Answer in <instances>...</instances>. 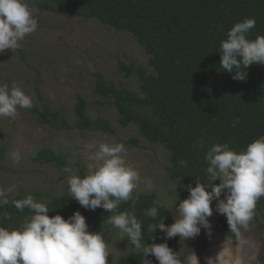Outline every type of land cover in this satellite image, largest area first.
<instances>
[{
	"label": "trees",
	"instance_id": "1",
	"mask_svg": "<svg viewBox=\"0 0 264 264\" xmlns=\"http://www.w3.org/2000/svg\"><path fill=\"white\" fill-rule=\"evenodd\" d=\"M31 4V0H29ZM32 7L62 15L94 19L110 26L117 32L130 34L148 55L151 71L136 63H118L117 68L126 76L135 75L138 89L121 83L108 81L102 74L95 73L94 93L96 103L109 106L116 112L120 127L135 125L140 135L150 145H159L167 152L165 171L175 184L178 200L189 196L186 186H195V180L206 179L207 162L204 157L213 144H227L240 152L252 141L264 136V65L252 64L246 71L244 81L233 79V73L220 67L221 41L227 38L228 30L235 23L254 18L255 27L249 39L264 36V0H35ZM39 94V89L36 88ZM30 111L36 120L56 130L78 129L115 133V128L106 115L88 112L84 97L77 95L73 107L74 121L70 123L62 108L43 103L33 105ZM137 144L136 139H131ZM34 158L61 169L66 160L61 153L44 147ZM187 162L180 166L179 161ZM89 174L79 164L76 175L81 178ZM138 197L134 206L131 201L121 203L115 213L103 208L95 211L85 209L69 194L35 193L46 203L49 216L60 214L65 219L79 211L86 221L109 220L123 211H133L142 222V243H164L178 252L182 264L195 254L202 256L207 249L208 239L202 228L192 238L174 237L166 239L160 230L148 232V225L164 220L166 225L174 221V207L159 204L154 195L134 190ZM20 193L8 196L9 203L0 206V226L9 230L20 228L32 213L25 208L18 211L11 203L25 198ZM225 194H221V199ZM156 207L157 220L144 215ZM264 211V197L256 204L253 218L260 227L263 224L258 214ZM176 217L178 213L175 214ZM108 224L111 225L109 222ZM217 228L234 242L237 236L229 230L226 216L219 214ZM117 229V228H116ZM154 239H151V237ZM129 246L125 255L117 262L107 259V264H142V250H137L124 236ZM183 253H181V251ZM156 264L154 256H149ZM264 264V246L258 255Z\"/></svg>",
	"mask_w": 264,
	"mask_h": 264
},
{
	"label": "rangeland",
	"instance_id": "2",
	"mask_svg": "<svg viewBox=\"0 0 264 264\" xmlns=\"http://www.w3.org/2000/svg\"><path fill=\"white\" fill-rule=\"evenodd\" d=\"M33 10L38 21L37 30L20 41L21 47L14 53L6 50L0 54V85L19 87L31 97L35 106L47 103L62 108L70 123L74 121L76 96L80 95L86 100L89 114L93 117L97 113L106 115L115 133L98 130L83 134L75 128L56 130L39 123L30 109H18L15 118H0V189L11 188L8 196L31 194L37 201L41 199L35 193L44 197L54 193L68 194L67 178L76 175L79 164L88 172L95 169L93 157L100 143H124L127 164L140 174L135 190L154 195L155 200L166 207H173L178 202L175 211L180 201L187 197L177 200L175 184L165 171L166 150L146 142L135 125L120 127L114 108L100 106L95 101L97 72L108 81L137 90V77L126 76L117 65L133 62L151 71L146 52L130 34L117 32L97 20L34 7ZM131 139L138 143L132 144ZM87 144H94L96 148L89 150ZM44 147L61 153L66 165L59 169L36 160L35 153ZM216 203L215 200L212 202L213 215L208 218L211 229L201 227L208 239L207 249L202 256L191 255L188 264H260L258 255L264 246V211L258 214L263 228L260 230L253 218L249 228L241 229L240 237L234 242L217 228ZM86 223L89 231L101 233L110 252L107 259L117 262L128 251L129 246L119 229L101 219H90Z\"/></svg>",
	"mask_w": 264,
	"mask_h": 264
},
{
	"label": "clouds",
	"instance_id": "3",
	"mask_svg": "<svg viewBox=\"0 0 264 264\" xmlns=\"http://www.w3.org/2000/svg\"><path fill=\"white\" fill-rule=\"evenodd\" d=\"M34 3L35 0H31V4L29 0H0V54L6 50L14 53L21 47L20 41L37 30L38 21L31 6ZM255 24L254 18L235 23L220 43V67L233 73L234 80H246V70L252 64L264 65V36L248 38ZM32 107L31 97L22 89L0 85V118H15L18 109ZM86 148L92 150L96 146L87 144ZM126 156L124 143H100L93 157L95 169L83 178L79 175L68 177V194L92 211L103 208L115 213L121 203L128 201L134 209L138 197L133 193L140 182V174L127 164ZM204 159L208 165L206 179L197 178L194 187L182 185L189 196L175 208L174 223L166 225L165 219L151 223L148 232L160 230L166 239L177 236L187 239L197 236L201 227L210 230L208 218L213 215L214 200L217 201L215 212L226 216L229 230L237 237L241 229L249 228L257 201L264 197V136L240 152L227 144H213ZM179 164L183 167L187 162L181 160ZM217 180L219 184L214 183ZM10 191L11 188L0 189V206L9 203ZM222 192L224 199H221ZM11 203L20 212L27 208L32 215L25 218L20 228L0 227V264H107L110 252L105 240L100 232L88 230L86 218L79 211L67 219L60 214L49 216L47 204L38 202L31 194ZM144 215L157 220V208L147 209ZM108 222L119 229L121 236H126L135 249L142 250V264H152L148 259L150 255L159 264H182L178 252L166 242L142 243V222L134 210L114 214Z\"/></svg>",
	"mask_w": 264,
	"mask_h": 264
},
{
	"label": "water",
	"instance_id": "4",
	"mask_svg": "<svg viewBox=\"0 0 264 264\" xmlns=\"http://www.w3.org/2000/svg\"><path fill=\"white\" fill-rule=\"evenodd\" d=\"M172 240H173L174 247L177 248V249H179L178 244H177L176 240L174 239V237L172 238ZM181 253H183V252L181 251Z\"/></svg>",
	"mask_w": 264,
	"mask_h": 264
}]
</instances>
